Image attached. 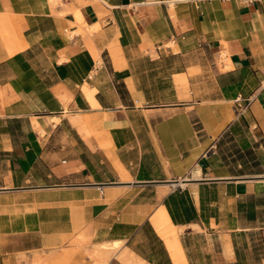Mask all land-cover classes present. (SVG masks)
Instances as JSON below:
<instances>
[{
    "label": "crops",
    "instance_id": "obj_1",
    "mask_svg": "<svg viewBox=\"0 0 264 264\" xmlns=\"http://www.w3.org/2000/svg\"><path fill=\"white\" fill-rule=\"evenodd\" d=\"M226 139L264 148V0H0V215L37 264H264Z\"/></svg>",
    "mask_w": 264,
    "mask_h": 264
},
{
    "label": "rangeland",
    "instance_id": "obj_2",
    "mask_svg": "<svg viewBox=\"0 0 264 264\" xmlns=\"http://www.w3.org/2000/svg\"><path fill=\"white\" fill-rule=\"evenodd\" d=\"M221 151L224 166L230 173L264 174V148L260 149L255 144L243 146L240 140L226 139L221 144ZM4 221V216L0 215V264H37L39 260L36 259L34 251L30 252L32 257L28 256V253L19 252L35 242L27 235L4 234L3 229L6 228ZM101 244L103 243L96 244L90 253L94 259L93 263L106 264L104 258L112 247ZM6 251L11 253L5 254Z\"/></svg>",
    "mask_w": 264,
    "mask_h": 264
},
{
    "label": "bare ground",
    "instance_id": "obj_3",
    "mask_svg": "<svg viewBox=\"0 0 264 264\" xmlns=\"http://www.w3.org/2000/svg\"><path fill=\"white\" fill-rule=\"evenodd\" d=\"M55 3V2H54ZM225 54H226V52H222L221 53V59H224V56H225ZM227 55V54H226ZM224 64V63H223ZM226 65V64H225ZM231 65V64H230ZM228 67V66H227ZM227 67H223V68H227ZM228 69V68H227ZM227 69H226V71H227ZM59 100H62V99H59ZM64 102V101H63ZM53 120H57V119H53ZM37 125V124H36ZM40 132H42L41 130H39ZM86 132H87V130H85ZM89 132V131H88ZM84 133V132H83ZM85 134V133H84ZM196 165V164H195ZM190 171V170H189ZM190 173V172H189ZM189 179L190 180H193V181H195V180H200L201 179V169L197 166V167H194L192 170H191V174H190V176H189ZM186 182V181H185ZM173 184V183H172ZM178 185H175V184H173L172 186L173 187H175V186H183V183L182 182H178L177 183ZM165 186V185H164ZM167 187V186H166ZM164 191H165V189H164ZM168 191V190H167ZM165 193H166V191H165ZM165 193H163L162 192V194L161 195H165ZM122 243V242H121ZM101 246H110V247H112V248H116V247H118V246H120V242H118V241H113V242H110V243H103V244H101ZM93 264H97V262H94ZM136 264H146L145 262H143L142 260H140V259H138L137 260V262H136Z\"/></svg>",
    "mask_w": 264,
    "mask_h": 264
},
{
    "label": "built area",
    "instance_id": "obj_4",
    "mask_svg": "<svg viewBox=\"0 0 264 264\" xmlns=\"http://www.w3.org/2000/svg\"><path fill=\"white\" fill-rule=\"evenodd\" d=\"M253 1H255V0H242L243 3H251Z\"/></svg>",
    "mask_w": 264,
    "mask_h": 264
}]
</instances>
